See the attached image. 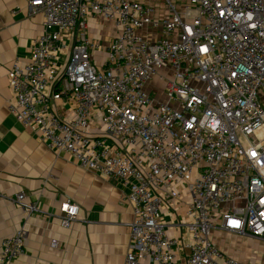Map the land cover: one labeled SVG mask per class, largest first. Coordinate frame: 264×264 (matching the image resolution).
<instances>
[{
	"label": "built area",
	"instance_id": "2783aa9c",
	"mask_svg": "<svg viewBox=\"0 0 264 264\" xmlns=\"http://www.w3.org/2000/svg\"><path fill=\"white\" fill-rule=\"evenodd\" d=\"M28 7L43 14V29L29 60L10 70V113L53 151L127 189L125 264H249L227 255L212 232L264 240V0ZM90 19L113 24L116 35L106 45L91 38ZM64 102L70 118L59 113ZM25 199L16 196L23 211H36ZM167 201L186 205L179 236L161 222ZM60 211L64 227L79 215L71 198ZM27 238L24 228L6 237L0 264L25 254ZM180 249H188L183 260Z\"/></svg>",
	"mask_w": 264,
	"mask_h": 264
},
{
	"label": "crops",
	"instance_id": "0c3cea01",
	"mask_svg": "<svg viewBox=\"0 0 264 264\" xmlns=\"http://www.w3.org/2000/svg\"><path fill=\"white\" fill-rule=\"evenodd\" d=\"M88 27H95V21L90 19ZM42 29L43 14H31L28 0H0V246L6 237L24 228L28 233L26 252L12 264H125L133 220L127 189L117 180L81 168L69 154L53 151L39 138L36 127L21 125L10 113V70L15 62L29 60L31 46ZM68 57L60 62L63 69ZM59 113L70 118V105L64 102ZM90 130L101 133L99 123ZM19 192L25 193L26 202L37 206L36 211H23L16 202ZM67 198L79 207V215L64 227L60 203ZM185 208L184 203L176 208L172 201L166 202L161 222L170 235H180L175 226ZM224 233L212 232L218 247L242 262L257 264L253 255L264 249L260 244L264 240L258 245L229 242ZM181 234L185 242L190 241L188 232L182 229ZM54 239L57 247L51 244ZM177 252L183 260L188 249Z\"/></svg>",
	"mask_w": 264,
	"mask_h": 264
},
{
	"label": "rangeland",
	"instance_id": "374dc122",
	"mask_svg": "<svg viewBox=\"0 0 264 264\" xmlns=\"http://www.w3.org/2000/svg\"><path fill=\"white\" fill-rule=\"evenodd\" d=\"M93 21H95V27L93 28H89L88 27V34L91 38L98 40L101 44L106 45L108 42H110V40L112 39V37L115 35L116 32V28L113 24L109 23V22H103L102 20L99 19H92ZM101 33V34H99ZM102 35V36H101ZM224 240L227 241H231V242H247L250 241L251 243H253L254 245H258L260 240L257 239H246V238H242L240 236H237L236 234H225L223 235ZM260 244L262 246H264V243L260 242ZM243 256V255H241ZM254 259L256 260L257 264H264V249L261 250V252L259 253H254ZM243 259V257L241 258Z\"/></svg>",
	"mask_w": 264,
	"mask_h": 264
}]
</instances>
